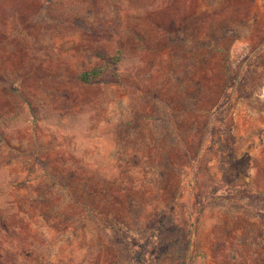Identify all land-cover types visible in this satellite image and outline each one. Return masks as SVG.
<instances>
[{"label":"rangeland","instance_id":"rangeland-1","mask_svg":"<svg viewBox=\"0 0 264 264\" xmlns=\"http://www.w3.org/2000/svg\"><path fill=\"white\" fill-rule=\"evenodd\" d=\"M0 264H264V0H0Z\"/></svg>","mask_w":264,"mask_h":264},{"label":"trees","instance_id":"trees-1","mask_svg":"<svg viewBox=\"0 0 264 264\" xmlns=\"http://www.w3.org/2000/svg\"><path fill=\"white\" fill-rule=\"evenodd\" d=\"M91 74V76L93 77V76H96V71H92V73L91 72H86V73H83L82 75H81V77H83V78H86L87 76H89Z\"/></svg>","mask_w":264,"mask_h":264}]
</instances>
